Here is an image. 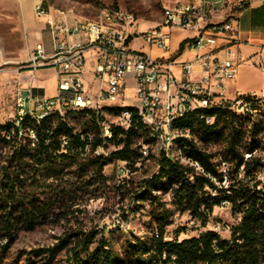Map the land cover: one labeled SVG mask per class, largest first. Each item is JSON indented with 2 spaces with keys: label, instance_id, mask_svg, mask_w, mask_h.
<instances>
[{
  "label": "rangeland",
  "instance_id": "374dc122",
  "mask_svg": "<svg viewBox=\"0 0 264 264\" xmlns=\"http://www.w3.org/2000/svg\"><path fill=\"white\" fill-rule=\"evenodd\" d=\"M200 1L0 0V46L3 49V58L8 62L0 66V81L4 82L0 83V86L3 84L0 87V124L12 121L16 112L14 96L20 82L18 76L16 81L8 80V77H11L8 75L10 72L20 75L29 69L31 48L25 45L29 35L27 24L32 22L37 28L43 26V21L37 19L34 13L37 5L64 13L65 16L74 19H97L105 10L123 9L134 13L142 28V25L162 23L165 8L180 5L196 6ZM179 34L180 32H176V35ZM172 36L173 48L177 39L175 33ZM134 45L142 47L145 43L142 39H136ZM257 81H261L260 76H257ZM124 95L130 100L133 91L127 89ZM118 105L117 103L104 104L100 108L92 105L84 107L100 113L103 119L101 122L103 137L108 136L106 128L111 130L112 126H120ZM120 106L138 107V104L130 101ZM70 110L77 112V109L65 107L62 113ZM236 112L258 122L261 146L257 154L263 158V166L258 169L256 175L258 179L264 181V110L249 113L251 115H247L248 112L241 109ZM75 117L81 118L78 114ZM72 123L79 129L77 120L72 119ZM146 129L154 141L146 145L147 158H142L136 164L114 160L99 171L96 167L97 161L116 149L113 143L104 141V146L92 153L69 157L64 163L62 179L58 181L52 178L46 180V175L34 176L37 167L32 165L25 170L17 166L16 170L10 168L14 176L20 177L16 178L14 192L3 188L0 194V264H74L71 252L76 242L74 235L81 237L91 234L95 237L88 253L99 248L104 242L107 243L104 248H108L116 259L121 260V264L147 263L146 255L137 258L131 256L129 251L131 244L149 239L161 227L165 229L167 240L195 237L208 230L216 231L223 238L229 239L231 227L239 221V216L232 214L231 204L227 201L214 207L207 225L203 226L188 212H181L173 205L170 192L152 190L145 198L138 199L137 195L142 192L144 181L158 171L157 157L162 146L159 137L152 135V129ZM178 135L188 137L193 144L211 153L221 151L220 143L202 142L197 128L186 132V135L182 134V130H178L174 133L173 139L167 142V154L183 164L189 163L197 167L186 156L190 150L179 142ZM220 157V154L217 155L215 160L221 162L220 170L226 173L229 164ZM4 162L5 158L0 153V168L5 165ZM196 169L199 170V167ZM14 196L15 199L12 198ZM23 196H28L30 202H25ZM28 211L33 212L32 222H28L30 218ZM9 214L14 216L11 218L14 223L13 238H10L2 228V223L9 218ZM65 235L73 237L63 243ZM51 248H54L53 257L50 258L48 252L41 256L37 255L39 250Z\"/></svg>",
  "mask_w": 264,
  "mask_h": 264
},
{
  "label": "trees",
  "instance_id": "16d2710c",
  "mask_svg": "<svg viewBox=\"0 0 264 264\" xmlns=\"http://www.w3.org/2000/svg\"><path fill=\"white\" fill-rule=\"evenodd\" d=\"M242 98L257 108V102L251 95H242ZM128 108L131 110L129 127L112 126L111 137H103L100 113L85 108L77 109V112L54 111L41 119L26 116L19 126L12 121L0 124V153L5 158V165L0 168V194L3 188L14 192L16 178L20 177L14 176L10 168L25 170L32 165L37 167L36 170L32 168L34 176L46 175V180L58 181L62 179L64 163L69 157L92 153L103 147L104 141L113 143L116 149L97 161L99 171L114 160L131 164L139 162L143 158L142 147L154 139L144 127L138 108ZM76 114L81 118L75 117ZM247 115L251 114L248 112ZM71 116L77 120L79 129L72 123ZM208 119L213 120L208 122ZM173 126L182 131L197 128L202 142L220 143L221 151L211 153L193 144L188 137L180 136L179 142L190 150L186 156L199 170L175 158L168 159L160 152L158 171L144 181L138 199L145 198L152 190L170 192L173 205L181 212H188L203 226L207 225L214 207L227 201L231 204L232 214L239 216V221L232 225L229 239L208 230L195 237L167 240L165 229L161 227L149 239L131 244V256L146 255L145 264H264V181L256 175L263 166V158L257 154L261 146L258 122L239 115L227 105L190 111ZM219 154L222 161L229 164L226 173L220 170L221 162L215 160ZM23 200L30 202L28 196H23ZM31 213L27 212L30 215L28 222H32ZM12 217L9 214L2 223L10 238H13ZM74 236L76 242L71 249L74 264L122 263L108 248H104L107 243L88 253L95 237L91 234ZM70 237L73 236L65 235L62 242H67ZM46 252L50 258L54 256V248L39 250L37 255Z\"/></svg>",
  "mask_w": 264,
  "mask_h": 264
},
{
  "label": "built area",
  "instance_id": "2783aa9c",
  "mask_svg": "<svg viewBox=\"0 0 264 264\" xmlns=\"http://www.w3.org/2000/svg\"><path fill=\"white\" fill-rule=\"evenodd\" d=\"M35 12L38 16H49L54 47L48 54L43 41H39L28 67L33 70L53 67L57 74V93L53 97H37L32 87H19L12 120L16 126L28 115H35L36 119L45 117L47 109L62 113L64 106L69 105L100 108L104 104H124L120 98L126 79L131 76L135 82L134 103L138 104V114L149 119L159 133L160 152L173 160L167 154V142L173 135L169 119L174 114L204 104L229 105L233 110L245 109L249 113L264 110V94L238 93L233 98L226 95L227 83L235 80L243 62L235 47L236 38L229 37L234 31L233 19L212 22L202 6L180 5L175 6V10L165 8L164 21L159 25L142 29L134 13L123 9L105 10L97 19H80L74 24H69L68 16L61 12H57L61 20H56L40 5L35 7ZM174 29L196 31L186 41L187 48L195 53L193 59L177 62L174 58ZM136 39H142L145 45L163 51L164 55L154 57L136 49ZM219 39L227 42L219 45ZM0 57L2 65L8 63L3 60L1 47ZM88 63L99 82L96 93H90L85 85L83 75ZM176 65L180 69L179 76L174 70ZM242 95H251L257 108ZM130 117L131 113L119 115L120 126L128 127ZM105 131L111 137V131L108 128ZM141 152L143 158L148 156L146 145Z\"/></svg>",
  "mask_w": 264,
  "mask_h": 264
},
{
  "label": "crops",
  "instance_id": "0c3cea01",
  "mask_svg": "<svg viewBox=\"0 0 264 264\" xmlns=\"http://www.w3.org/2000/svg\"><path fill=\"white\" fill-rule=\"evenodd\" d=\"M199 5L209 13L210 20L212 22L233 19L234 31L229 33V37L232 39L236 38L235 47L239 50V54L243 62L239 66V71L235 80L227 83V97L233 98L238 93H256L258 95L264 94V0H201L196 6ZM47 10L53 14L56 20H61L60 14H58L55 10L50 8ZM34 13L37 19L43 21V26L37 28L32 24V22L27 24L29 35L27 36L25 45L30 46L32 55L36 44L39 41H43L47 53L50 54L53 50L54 43L51 28L48 24L49 16H38L35 10ZM77 20L80 19H74L71 16H68L69 24H74ZM154 26L156 25H142V29ZM176 32H180V34L176 35ZM174 33L175 38L177 39L175 46L172 48L174 58L177 62L193 59L195 53L187 48L186 41L190 37H193L196 34V31L174 29L172 35ZM225 42H227L226 39H219V45L224 44ZM182 43V48H180ZM134 47L143 52L150 53L154 57L164 55L163 51L151 48L147 45L142 47H136V45H134ZM219 55H222V52H220ZM0 66H2L1 57ZM43 68L37 70L29 68L20 75H17L15 72H10V75L8 76L11 77H8V80H15L16 76H18L20 82L19 87H32L33 94L37 97H53L57 93L56 70L53 67ZM174 70L176 75L179 76L180 69L178 65L174 66ZM257 76H260L261 81H257ZM83 77L87 90L90 93H96L99 88V82L91 71L90 63H88L87 70ZM0 83L4 82L0 81ZM134 84V79L131 76H128L124 84L123 95L120 98V102L127 104L128 102L133 101L134 103ZM1 86H3V84ZM49 88L50 90H48ZM127 89H131L133 91V96L130 100L125 98L124 95ZM120 105L123 104H119L118 106Z\"/></svg>",
  "mask_w": 264,
  "mask_h": 264
},
{
  "label": "bare ground",
  "instance_id": "6f19581e",
  "mask_svg": "<svg viewBox=\"0 0 264 264\" xmlns=\"http://www.w3.org/2000/svg\"><path fill=\"white\" fill-rule=\"evenodd\" d=\"M166 10H175V6L174 7H169V8H166ZM86 106H89V105H69V106H64L65 107H68V108H72V109H83L84 107ZM118 107H121L120 109V114L119 115H123L125 113H131V110H129L128 107H123V106H118ZM212 107H215L214 105H211V104H204V105H199L195 108H190V110H184L183 113H179V114H174L173 117H171L169 119V129L172 130V134L174 135V133H176V131H178L179 129L175 128L173 125L174 123L179 120L180 118H182L185 114L189 113L190 111H193V110H196V109H209V108H212ZM216 107H226V106H216ZM138 108V107H137ZM238 111L239 109H235V111ZM241 110H245V109H241ZM246 111V110H245ZM54 112V109H47L46 110V116L49 115L50 113ZM30 116L31 118H35L36 119V116L35 115H28ZM142 119V122L144 124V127L145 128H150L152 129V135L154 137H159V133L157 130H155V127L152 126V123L149 122V119L147 118H141ZM129 127V126H128ZM127 127V128H128ZM149 131V130H148ZM173 135L170 136V139H173ZM180 136V135H178ZM157 140V139H156ZM175 140V139H174ZM168 145V144H167ZM171 148V147H170ZM146 153H148V150H146ZM168 153V152H167Z\"/></svg>",
  "mask_w": 264,
  "mask_h": 264
}]
</instances>
